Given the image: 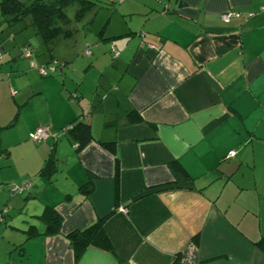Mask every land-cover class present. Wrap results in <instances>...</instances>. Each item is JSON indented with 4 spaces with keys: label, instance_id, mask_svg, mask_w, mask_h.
<instances>
[{
    "label": "crops",
    "instance_id": "0c3cea01",
    "mask_svg": "<svg viewBox=\"0 0 264 264\" xmlns=\"http://www.w3.org/2000/svg\"><path fill=\"white\" fill-rule=\"evenodd\" d=\"M92 1L87 33L108 16L80 46L0 15V264H264V0ZM100 220L106 243L76 256L67 236Z\"/></svg>",
    "mask_w": 264,
    "mask_h": 264
},
{
    "label": "trees",
    "instance_id": "16d2710c",
    "mask_svg": "<svg viewBox=\"0 0 264 264\" xmlns=\"http://www.w3.org/2000/svg\"><path fill=\"white\" fill-rule=\"evenodd\" d=\"M74 5L77 9L71 20L67 17L65 9ZM96 5V2H93L92 0H30L26 3L19 0H0V15L4 19L7 27H13L29 18L31 21L30 27L34 30L35 34L41 39L43 45L50 47L60 38L67 39L72 37L74 32L68 29L71 23L85 21L90 13L94 11ZM88 24H91V21L86 23V25ZM101 34L102 33L99 32L98 36L103 41ZM84 45L85 48L82 52L88 50L92 53L93 45L88 42ZM81 55L84 56L83 54ZM52 62L57 63L59 66L57 69L61 68V64H59L58 61L51 60L50 64ZM41 67L44 68L46 66ZM48 76H50V74ZM68 131L72 134V141L76 144L78 149L85 148L92 141L89 127L85 124L78 123L74 127L70 126V130ZM102 146L109 153H115L113 143L102 144ZM170 167L176 175V181L183 180L184 178L187 179L186 174L182 168L179 167L178 163H173ZM90 190L91 181H88L85 185L79 188V191L86 192L87 194ZM41 218H48L47 233L55 234L58 230L59 218L53 208H47L43 212ZM103 224L104 220H100L86 230L72 232L67 236L76 256H78L85 248L94 245L99 240L106 243ZM256 246L262 253H264V240L257 242Z\"/></svg>",
    "mask_w": 264,
    "mask_h": 264
},
{
    "label": "built area",
    "instance_id": "2783aa9c",
    "mask_svg": "<svg viewBox=\"0 0 264 264\" xmlns=\"http://www.w3.org/2000/svg\"><path fill=\"white\" fill-rule=\"evenodd\" d=\"M261 10H264V6L261 7ZM240 14L239 13H227L226 15L223 16V19L225 21H229V19L231 17H239ZM24 57L29 58L30 57V53L27 50H24L23 53ZM82 54L84 56H89L91 53L88 50H85L84 52H82ZM32 65V64H31ZM33 67V65H32ZM59 66L57 65L56 62H52L50 65L46 66V67H40L39 73L41 76L45 77L48 76L49 74L53 73L55 71L56 68H58ZM14 94V92H13ZM70 130V127L65 129L63 131L66 132ZM59 137V134L54 133L52 131H50L48 128H38L36 129L34 132L29 134V140L32 142H45L47 140H52V141H56ZM235 156V152H230L228 154V158H232ZM28 183H23L21 185H12L9 188V191L12 195H17L20 194L23 190H26L28 188ZM2 219V213L0 214V221Z\"/></svg>",
    "mask_w": 264,
    "mask_h": 264
},
{
    "label": "rangeland",
    "instance_id": "374dc122",
    "mask_svg": "<svg viewBox=\"0 0 264 264\" xmlns=\"http://www.w3.org/2000/svg\"><path fill=\"white\" fill-rule=\"evenodd\" d=\"M74 12H75V7L74 6H71V7L65 9V13H66L67 17L70 18V19L73 18ZM107 16H108V13L107 14H105V13L101 14L100 15V18H98L96 20L93 28L95 29L96 26L99 25ZM82 26L86 28V26L84 25V23H80L79 24V23L72 22L71 25H70V28L71 27H75L73 29L74 31H76L74 40H78V42H77V45L78 46H80L81 43H82V35L83 34L84 35L86 34L85 35V39H88L87 41L93 40L94 37H95V32H92L94 30L93 28L89 31V33H87ZM98 30H99V28H98ZM15 36H16V39L17 40H19L20 38H22V36L20 35V33L19 34H16ZM86 36H87V38H86ZM31 44H32V46L35 47V42L32 41ZM80 58L83 59V60H85L84 57H80ZM33 60L36 62V58L35 57H33ZM51 75H53V74H50V76ZM9 194H10V192H9ZM3 226H4V224H2V226L0 225V228L2 229Z\"/></svg>",
    "mask_w": 264,
    "mask_h": 264
}]
</instances>
